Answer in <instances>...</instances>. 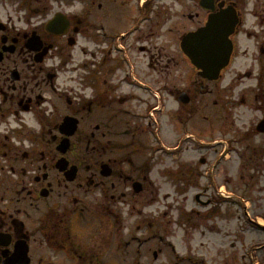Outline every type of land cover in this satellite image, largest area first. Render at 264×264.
I'll return each instance as SVG.
<instances>
[{"label": "flooded vegetation", "instance_id": "flooded-vegetation-1", "mask_svg": "<svg viewBox=\"0 0 264 264\" xmlns=\"http://www.w3.org/2000/svg\"><path fill=\"white\" fill-rule=\"evenodd\" d=\"M120 2L124 33L97 27L93 13L102 0H0V264H124L130 254L140 264L147 243L158 248L159 221L144 210L159 200L153 162L165 111L150 91L170 97L174 123L181 114L186 124L194 115L206 120L203 114L215 108L218 117L227 113L233 120L240 109L264 117V0L205 2L211 10L199 0L177 8V0ZM228 7L237 16L230 59L209 81L187 64L177 41L203 27L209 13ZM52 8L68 21L67 28L51 27L62 35L44 29L43 15ZM115 35L133 69L130 77L124 63L127 89L118 96L109 77L100 76L102 66L111 69L106 37ZM181 93L188 103L180 102ZM151 116L157 129L148 134L137 123ZM118 117L124 118L123 144L115 143ZM139 135L144 141L133 139ZM252 150L249 167L262 173V148ZM144 151L146 160L134 159ZM187 169V180L197 182L198 168ZM129 217L135 218L130 225ZM195 229L181 236L183 257L172 247L171 264H264V241L257 236L264 227L205 225L198 245Z\"/></svg>", "mask_w": 264, "mask_h": 264}, {"label": "rangeland", "instance_id": "rangeland-1", "mask_svg": "<svg viewBox=\"0 0 264 264\" xmlns=\"http://www.w3.org/2000/svg\"><path fill=\"white\" fill-rule=\"evenodd\" d=\"M108 1H109V9H108L107 19H108V22H110L112 19L118 17L119 10L117 9V5H116L115 0H108ZM166 1H168V0H166ZM186 1L187 0H177V2L174 3L175 8H177L179 4L185 6ZM99 11L97 9L95 10V16L97 18L101 19L102 15ZM120 13H121V15H124V11L120 12ZM106 26H109V24L107 23ZM118 26H121V29H120L121 31L124 30V18L123 17L120 18V20L117 23L112 24L107 29V32L110 33L112 31H114V29ZM116 58L117 57L114 56L112 58V60L115 61ZM114 64H115V62L113 63V65ZM113 65H112V67H113ZM107 74L112 75L111 85L113 88V94L115 96H118V95L124 93L125 86L121 80L120 70H118L116 68L111 69L110 72H107ZM203 115H208V114L204 113ZM167 117L169 118V115H167ZM167 117L163 116L160 119V122H161V120H165V121L161 122V131H160V135L162 136V137L160 136L161 140L168 147H173L174 145H177V144L181 145L180 148L182 149V152L179 153V157H177V159L173 158L171 160V159H169L167 157H163V156L158 157L153 162L154 167L156 169H161L165 164L169 165V163L172 161H175V166H177L179 162H183L184 160H190L193 157H194V159H197L198 156H202V155L205 156V158L207 159V162H210L211 159L213 158V156L218 154V156L215 157V160L218 162H221V165L219 166V169H217V175L215 177H213V183L216 184V186H218V187H221L224 183H226V184L228 183L227 185L226 184L224 185L226 191L233 190L234 193L240 194L242 197L247 196V199H248L249 190H248L247 182H244V181H242V182L235 181L234 182V179L232 177H229V176L224 177L228 173H230V174L235 173L237 165H238L239 161L241 160V158L239 159V154L237 152H231V153H229V156H226L224 158L223 162L220 159V154H221V151H223L222 148L224 147V143H220V142L213 143V140L225 139V137H221L219 132H218V129H219L218 122L217 121L212 122L211 120L207 121V120L202 118V115H200V116H197L195 119L189 118L188 123H190V126H188L187 129L177 125V127L173 128L175 130L174 131V130H172V127L169 125V123H167V121H166V119H168ZM120 119H123V123H122V126H123L124 118H119V119L112 121L113 124L116 123ZM241 121H244L246 123L252 122L250 116L245 115V114L242 116ZM140 123H142L144 125L146 124L145 121H142ZM122 126L117 129V132L119 134V136H117V140L121 144L124 143V130L122 129ZM183 129L189 130V132L193 133L194 136L196 138H198L200 141H204L205 143L201 142L204 145H199V146H203L204 148H209V150L206 152V151H201V148H195V147H197V143H194L193 140L190 142H188L186 140L180 141V137L184 135ZM175 136H176V142H174ZM145 137L146 136H144V135H139L133 139L134 140L139 139V141H144ZM172 137L174 138V140L172 139ZM147 141H148V138H147ZM147 155L148 154L146 151L140 152V153H134V156H135L134 159L138 160V161H142L143 159L146 160ZM189 155H190V157H189ZM160 163H162V165H161L162 167H160V166L158 167V164H160ZM202 170L204 171V167H202ZM159 181H160V211L165 212L164 210H166L171 215V216L167 215L165 217L161 216L160 225L162 228H164V230L168 231V233L164 234V239L166 241H170L171 243H173L178 250V248H179V246H181V244L179 243V241L175 237H172L175 235V233H173L172 231L176 230V228H177V226L174 223V219L176 218L177 212H176V207L173 209L172 212H170V206H172L171 197H170L171 196L170 195L171 194V185L169 184L168 181L162 179V173L161 172H160ZM262 190L264 191V187L262 188ZM210 192H214V191L210 190ZM214 194L217 195V192L215 191ZM166 196H169L168 200H166ZM257 196H258V194H256L255 192H253V191L250 192V198L251 199L249 201L248 206L251 207V210L249 211V213H250L251 218H255L256 222L259 221V222H261V224H264V206H263L264 204H263V201L261 199H257ZM179 197H180V195L177 197L175 195V198L177 200L183 199L182 204H183V206H185V208L188 209L191 206V201L189 200L190 199V192L187 194V196H186L187 198H185V199L179 198ZM172 198L174 199V197H172ZM221 198H222L221 195H219L218 199H217V203H216L217 206L215 208L220 210L221 212L224 211L225 214H223V216L225 218H230V217H227L228 216L227 213H228V210H230L232 208L231 202L224 200V199H221ZM167 205H168V207H167ZM238 221H239V223L238 222H234V223L240 224L241 221L240 220H238ZM224 223H227V222L224 221L223 224ZM165 240L162 242V245H161V248L163 250L158 254V257L156 260H153L151 251L157 250V249H145V253L143 251V253H144L143 264H169V263L171 264L170 243L165 242ZM148 246H149V244L146 245V248Z\"/></svg>", "mask_w": 264, "mask_h": 264}]
</instances>
